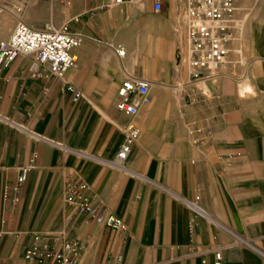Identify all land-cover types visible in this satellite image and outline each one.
Instances as JSON below:
<instances>
[{
    "label": "crops",
    "instance_id": "crops-1",
    "mask_svg": "<svg viewBox=\"0 0 264 264\" xmlns=\"http://www.w3.org/2000/svg\"><path fill=\"white\" fill-rule=\"evenodd\" d=\"M164 1L157 12L152 0H0V41L19 21L69 22L82 35L63 79L33 77L25 56L0 76V264H48L24 258L34 234L77 242L75 264H214L211 252L191 255L209 246L223 247V264H264V56L233 37L218 75L193 79L185 26ZM127 77L150 83L134 118L116 106ZM131 121L140 136L124 172L110 161ZM75 177L124 230L65 201Z\"/></svg>",
    "mask_w": 264,
    "mask_h": 264
},
{
    "label": "built area",
    "instance_id": "built-area-1",
    "mask_svg": "<svg viewBox=\"0 0 264 264\" xmlns=\"http://www.w3.org/2000/svg\"><path fill=\"white\" fill-rule=\"evenodd\" d=\"M112 4H121L124 0H110ZM153 8L159 12L163 9V0H152ZM235 0H186V12L183 17L188 54L185 58L193 79L215 78L222 66L227 63L230 42L233 38ZM82 42V35L73 31L69 22L61 26L46 23L42 28H34L19 21L10 36L0 41V76L18 57L30 59L29 70L33 77L54 76L63 79L66 72L77 65L73 49ZM119 54L124 55L122 51ZM74 102L83 94L73 84H67ZM151 102L150 83L142 78L127 77L117 92V109L130 118L140 112L143 105ZM140 136V129L134 122L125 128L124 139L115 157L110 161L121 171L129 172L126 165L132 147ZM30 166H25L17 179L15 190L26 181ZM65 201L76 208L79 213L91 216L97 223L112 230H124L125 222L112 213L101 211L94 204L90 186L80 177L69 180L64 188ZM195 218L207 219L211 224L222 227L212 218L197 200L184 199ZM196 223L191 222L190 228ZM218 234H215L216 239ZM77 242L51 236L34 234L31 243L25 248L24 258L48 264H75L79 255ZM213 253L214 264H223L222 246H209L205 250H195L191 255ZM205 262V260H203Z\"/></svg>",
    "mask_w": 264,
    "mask_h": 264
},
{
    "label": "rangeland",
    "instance_id": "rangeland-1",
    "mask_svg": "<svg viewBox=\"0 0 264 264\" xmlns=\"http://www.w3.org/2000/svg\"><path fill=\"white\" fill-rule=\"evenodd\" d=\"M43 3L51 0H41ZM66 0H62L65 3ZM185 0H165L164 7L171 11H177V20L183 25V17L186 12ZM144 0H140L142 4ZM236 11L234 16L233 37L240 41L238 49L247 54H260L264 56V0H235ZM50 23V22H46ZM44 23V25L46 24ZM54 24V23H52ZM55 25V24H54ZM57 26V25H55ZM184 26V25H183ZM188 54L186 49L185 58Z\"/></svg>",
    "mask_w": 264,
    "mask_h": 264
}]
</instances>
